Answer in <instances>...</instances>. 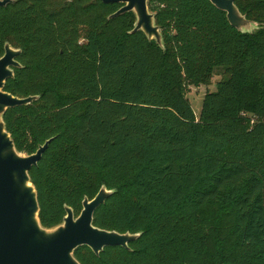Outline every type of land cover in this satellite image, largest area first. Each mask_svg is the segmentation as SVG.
<instances>
[{
  "label": "trees",
  "instance_id": "trees-1",
  "mask_svg": "<svg viewBox=\"0 0 264 264\" xmlns=\"http://www.w3.org/2000/svg\"><path fill=\"white\" fill-rule=\"evenodd\" d=\"M251 33L209 0H150L163 48L122 4L11 0L0 6V57L21 51L4 90L37 95L3 119L19 152L53 137L29 175L45 227L65 205L128 246H87L82 264H264V0H235ZM199 119L186 92L209 85Z\"/></svg>",
  "mask_w": 264,
  "mask_h": 264
},
{
  "label": "water",
  "instance_id": "water-1",
  "mask_svg": "<svg viewBox=\"0 0 264 264\" xmlns=\"http://www.w3.org/2000/svg\"><path fill=\"white\" fill-rule=\"evenodd\" d=\"M10 1L0 0V6ZM101 1L122 4L109 18L133 12L135 21L129 33L140 30L163 48L162 34L148 7L150 0ZM209 1L226 13L229 24L238 31L251 33L259 28L258 22L247 19L239 11L235 0ZM20 51L5 42L0 57V264H82L74 255L80 246H87L96 255L108 246L129 248L128 244L140 232L120 233L93 224L96 208L113 193L105 185L92 198H83L78 215L65 205V215L59 224L52 227L41 224L37 191L29 171L38 164L53 137L40 144L33 153L19 152L3 119L8 108L27 105L38 98L37 95L18 97L4 90L5 82L14 75V68L20 66L16 59Z\"/></svg>",
  "mask_w": 264,
  "mask_h": 264
},
{
  "label": "rangeland",
  "instance_id": "rangeland-1",
  "mask_svg": "<svg viewBox=\"0 0 264 264\" xmlns=\"http://www.w3.org/2000/svg\"><path fill=\"white\" fill-rule=\"evenodd\" d=\"M220 72H221L220 70L216 71L209 85H203V84L188 85L186 95L188 99L190 100V103L192 105V109H193L196 119H199V115H200L202 104H203V99L206 93L216 90V82L221 77Z\"/></svg>",
  "mask_w": 264,
  "mask_h": 264
}]
</instances>
